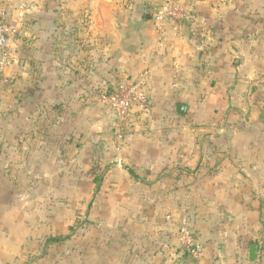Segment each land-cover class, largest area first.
Masks as SVG:
<instances>
[{"label":"crops","instance_id":"0c3cea01","mask_svg":"<svg viewBox=\"0 0 264 264\" xmlns=\"http://www.w3.org/2000/svg\"><path fill=\"white\" fill-rule=\"evenodd\" d=\"M161 1L0 0L15 31L0 85V264H57L45 241L73 224L95 160L107 165L98 217L137 253L123 264H181L183 218L205 248L198 264H264V0H180L192 18L159 32ZM145 71L149 110L131 112L118 150L94 97ZM59 155L86 184L59 181Z\"/></svg>","mask_w":264,"mask_h":264},{"label":"rangeland","instance_id":"374dc122","mask_svg":"<svg viewBox=\"0 0 264 264\" xmlns=\"http://www.w3.org/2000/svg\"><path fill=\"white\" fill-rule=\"evenodd\" d=\"M70 164L71 161H68V163H66V158H61L59 155L57 171L58 177L60 179L59 181L64 183V180L68 179L67 183L72 182L73 184H75L78 181L79 184H86L87 179L78 169L76 162L72 165V167H69ZM106 170L107 165H101L98 160H95L93 162V167L88 174L89 183L93 185L94 189L91 190V193H89V195L84 197L83 201L74 203L75 209L73 211V224L71 225V227L70 225L60 226L59 230L54 233V235H66L74 225H80L78 226L76 230L77 233L75 234L73 239L66 241L59 246H54L57 247V250L61 251V253H58V256L55 258L57 264H82V258L84 259V264H115V255H118V259L122 258L121 262L123 264L125 263V260L128 263L129 257L136 256L137 253L134 252L136 250L134 249V246L131 245L132 241L126 239L127 236L126 238L120 239L118 234L120 233V231L113 229L111 225L103 222V220H100L98 217L99 212L96 205L97 185L94 183V178L96 176H100V178L103 179V173ZM74 197H76L75 194ZM58 201L64 202V200L60 198L58 199ZM183 220V224H186L189 227L192 234L191 236L193 237L194 233L190 227L189 220L187 218H183ZM181 225L182 223L180 224V226ZM122 228L123 230L120 229L121 231L128 233L131 232V229H129L128 225ZM115 235L117 236V238L115 237ZM178 246H181V243H179V239ZM71 249H74L72 250L75 252L74 256L71 255ZM156 250H158V252H161L159 245L155 246V251ZM82 251H85V253ZM119 252L122 253L117 254ZM42 257H36L35 261L33 258H25V260L27 261L26 264L39 263L41 262ZM103 259L106 260L105 263L103 262ZM134 259L135 258L133 257V260ZM193 259L196 261L195 264H198L199 260L195 258Z\"/></svg>","mask_w":264,"mask_h":264},{"label":"built area","instance_id":"2783aa9c","mask_svg":"<svg viewBox=\"0 0 264 264\" xmlns=\"http://www.w3.org/2000/svg\"><path fill=\"white\" fill-rule=\"evenodd\" d=\"M154 22L159 32L162 31L167 21L180 24L186 23L191 17L180 0H162L154 12ZM15 31L11 26L9 14L0 13V85L5 84V72L12 66L13 58L10 51V41ZM150 72H143L137 79L127 80L121 83L111 92L103 90L95 97V101L111 111L116 119V147L122 150L126 141V130L129 116L133 110L148 112L149 96L148 82ZM191 231L186 224L179 228L178 239L181 246L188 251L193 258L200 260L205 257V248L195 242ZM215 264H228L223 255H218Z\"/></svg>","mask_w":264,"mask_h":264},{"label":"trees","instance_id":"16d2710c","mask_svg":"<svg viewBox=\"0 0 264 264\" xmlns=\"http://www.w3.org/2000/svg\"><path fill=\"white\" fill-rule=\"evenodd\" d=\"M131 173L133 176H135L134 172L131 171ZM102 181L103 180H102V178H100V176H96L94 178V183L97 185V190L99 189ZM78 226H80V225L79 224L74 225L70 229L69 233L66 235H54V236L48 237L46 239L45 245H44V251H43L44 257L48 254L49 249H52L54 246H59V245L63 244L64 242L73 239L75 234L77 233L76 230H77ZM195 262L196 261L193 259V256L188 251L184 250L181 264H195Z\"/></svg>","mask_w":264,"mask_h":264},{"label":"water","instance_id":"95a60500","mask_svg":"<svg viewBox=\"0 0 264 264\" xmlns=\"http://www.w3.org/2000/svg\"><path fill=\"white\" fill-rule=\"evenodd\" d=\"M177 113L180 116H186L188 113V106L184 103L177 104ZM259 246L253 245L249 250V261L256 263L258 260Z\"/></svg>","mask_w":264,"mask_h":264}]
</instances>
